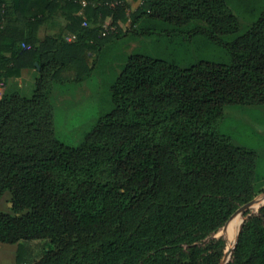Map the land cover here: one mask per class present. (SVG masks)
Listing matches in <instances>:
<instances>
[{"label":"trees","instance_id":"trees-1","mask_svg":"<svg viewBox=\"0 0 264 264\" xmlns=\"http://www.w3.org/2000/svg\"><path fill=\"white\" fill-rule=\"evenodd\" d=\"M84 1L0 0V79L39 72L30 98L0 96V198L10 194L13 212L0 211V242L53 244L35 262L19 256L18 244L16 264H264V189L255 196L249 181L254 153L218 129L225 106L264 105V7L224 41L219 34L238 31L224 0H136L131 25L142 17L153 31H176L204 21L202 32L230 59L179 68L130 56L112 84L111 110L72 146L54 137L40 82L47 72L81 79L90 69L86 41L38 31L60 17L65 35L102 40L106 24L118 37L130 7Z\"/></svg>","mask_w":264,"mask_h":264},{"label":"rangeland","instance_id":"rangeland-1","mask_svg":"<svg viewBox=\"0 0 264 264\" xmlns=\"http://www.w3.org/2000/svg\"><path fill=\"white\" fill-rule=\"evenodd\" d=\"M224 2L236 17L238 27L236 33L219 34L224 41H230L249 29L264 7V0H224ZM131 4L127 7L123 19L128 31L114 37L112 31H103L102 27L98 30L104 40L109 37L106 41L88 39L82 33L66 34L70 35L67 38L62 32V23L54 26V34H57L61 42L78 44L81 38L86 41V56L90 65L89 71L79 80L73 78L56 80L47 72L40 82L41 94L46 99L52 114L54 137L68 145L75 146L81 143L97 119L111 110L112 84L130 56L138 53L179 68L188 67L199 60L228 62L230 59L221 43L210 40L202 32V28L207 27L204 21L193 19L182 26V30L172 31L168 28L169 30L153 31L151 30L153 23L147 22L142 17L131 25L133 12L138 7L139 1H132ZM85 22V26H88L87 21ZM154 25L156 26V23ZM66 74L65 70L61 75ZM38 76L37 71L34 77L28 78V82L23 81L21 83L23 87L19 89H16V84L12 82L14 77L0 79V96L17 91L20 95L30 98ZM218 129L230 137L234 146L254 153L255 163L249 181L254 195H260L264 189V105L225 106ZM0 211L13 213L8 192H4L0 198ZM18 244H21L19 256L26 262L38 261L49 248L53 247L49 239L20 241L14 244L0 242V264H16Z\"/></svg>","mask_w":264,"mask_h":264},{"label":"crops","instance_id":"crops-1","mask_svg":"<svg viewBox=\"0 0 264 264\" xmlns=\"http://www.w3.org/2000/svg\"><path fill=\"white\" fill-rule=\"evenodd\" d=\"M126 1L130 6L132 5L131 4L132 1L137 2L136 0H126ZM81 4L84 5L85 1L81 0ZM78 14L83 16V10L81 9L78 12ZM56 21L63 22V20L60 17H57V19L49 20L45 25L40 27L38 31V36L40 38H43L46 35H54V32H55L54 26L56 25ZM69 34L72 35V33H69ZM36 74H37V71L35 69L31 70V68H24L20 71V76L12 78L13 80L12 82L16 84V89H19V87L21 86L23 87V84L21 85L23 81L28 82L29 81L28 78L30 79L34 77ZM29 87H30V84H29Z\"/></svg>","mask_w":264,"mask_h":264},{"label":"built area","instance_id":"built-area-1","mask_svg":"<svg viewBox=\"0 0 264 264\" xmlns=\"http://www.w3.org/2000/svg\"><path fill=\"white\" fill-rule=\"evenodd\" d=\"M84 1V0H83ZM114 2H111V4H113ZM82 25H86V22L85 21H83L82 22ZM102 29H103V31H113V27H109V26H107L106 24H102ZM69 36L70 35H66V37L67 38H69ZM22 47H26L24 44H22Z\"/></svg>","mask_w":264,"mask_h":264},{"label":"water","instance_id":"water-1","mask_svg":"<svg viewBox=\"0 0 264 264\" xmlns=\"http://www.w3.org/2000/svg\"><path fill=\"white\" fill-rule=\"evenodd\" d=\"M244 209H246V207H244V208L242 209V211H243ZM226 255H227V253L225 254V256H226ZM223 261H224V260H221L219 264H223Z\"/></svg>","mask_w":264,"mask_h":264}]
</instances>
